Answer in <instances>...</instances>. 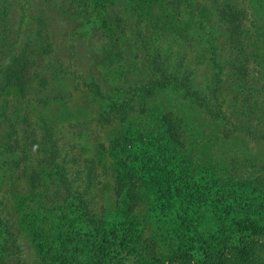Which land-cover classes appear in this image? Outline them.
I'll return each instance as SVG.
<instances>
[{
    "label": "trees",
    "instance_id": "16d2710c",
    "mask_svg": "<svg viewBox=\"0 0 264 264\" xmlns=\"http://www.w3.org/2000/svg\"><path fill=\"white\" fill-rule=\"evenodd\" d=\"M113 1L122 0L106 3ZM257 1L249 7L247 0H205L218 22L211 29L198 23L204 35L195 42L201 48L195 62L171 59L157 42L161 25L154 20L151 37L135 30V38L117 39L115 54L107 53L98 61L100 72L87 76L85 87L99 99L93 120L96 115L113 145L109 151L121 145L111 135L116 126L124 128L121 138L128 143L111 159L117 178L112 200L106 192L97 196L88 175L82 184L69 175L68 150L60 145L64 125L48 126L43 118L29 123L19 107L8 113L17 98L37 101L35 79L39 83L43 73L35 57L48 56L51 35L42 20L24 30L22 19L12 23L6 17L8 4L0 8V123L7 127L0 137V167L26 170L31 189L45 187L52 176L42 199L48 210L61 213L49 219L41 206L25 211L19 205L14 225L1 216L0 264H25L20 240L32 249L34 264H55L49 258L58 256L80 264H264V156H237L219 143L230 136L264 141V15ZM118 16L113 19L123 21ZM201 63L211 73L199 82L195 69ZM53 68L55 76L61 73ZM225 89L232 94L228 100ZM212 123L220 125L217 132L207 131ZM30 148L38 156L31 158ZM177 210L184 218L178 227L158 215Z\"/></svg>",
    "mask_w": 264,
    "mask_h": 264
},
{
    "label": "rangeland",
    "instance_id": "374dc122",
    "mask_svg": "<svg viewBox=\"0 0 264 264\" xmlns=\"http://www.w3.org/2000/svg\"><path fill=\"white\" fill-rule=\"evenodd\" d=\"M166 1L171 0H151L149 4L139 3L136 0H122L113 1L112 5H108L107 0H0V8L7 7L6 4L9 5L10 12L6 17L10 18L12 23L22 19V29L25 30L26 26L39 27L36 22L42 20L51 35L48 56L38 54L35 57L38 62V70L43 73L39 83L35 79L34 90L38 95L37 101L31 100L32 96L30 95L25 99L22 98L23 100L17 98L18 104H15L14 100L13 108H9L8 113L15 112V109L19 107V113L23 114L29 123L33 124L38 121L39 124L38 119L43 118L48 126L61 128L64 125L65 130L62 129L59 135L60 145L68 150L65 154L70 163L68 164L69 175H75L76 183L80 184L84 182V176L88 175L93 178L92 181L96 183V194L99 198L103 197L106 192V196L112 200L110 192L117 178L114 176L115 168L111 159L118 150L127 148L128 143H123L121 138L124 128L116 126L111 135L114 139L118 138L121 145L119 148L116 147L109 151V147L112 148L113 145L108 142L107 135H103V131L99 130L96 115L93 120L99 99L93 97L90 90L85 87L87 76H94L100 72L98 61L105 59L107 53L115 54L113 47H115L117 39L122 36L135 38V30L143 33L146 37H151L154 20H157L161 25V29L156 33L159 35L157 42H161V47L167 49L171 59L179 60L185 56L187 63L195 62L196 53L201 51V48L195 45L199 39L198 36L204 35L203 31H199L198 23L207 27L210 25L209 29L217 25L218 13L215 9L212 10L204 6L205 0H183V3L187 5L180 4V6L175 0L177 6L168 5L172 9L164 5ZM257 2L264 15V0ZM247 3L249 7H256V0H247ZM115 15H119V19H123V21L113 19ZM15 47L20 46L16 45ZM140 58L142 59V56ZM48 61H51V67H43ZM58 66L61 73L58 72V75L55 76L53 67ZM198 66L195 69V79L199 82L203 80V77L208 79L211 71L206 63L198 64ZM42 82L43 87L41 86ZM224 94L226 100L232 96V94L228 95L226 89ZM58 95L64 97V103L61 102L62 100H57ZM222 95L223 93L220 92L218 96L222 98ZM162 98L170 99V104L173 102L172 96L166 97L165 95ZM38 99L47 101L43 103ZM149 102L154 103L155 100L150 99ZM228 105L227 103L225 107ZM230 105L232 106L231 100ZM101 123L105 124L106 122ZM224 126L228 127L225 123ZM219 128L220 125L212 123L207 131L217 132ZM6 129V125L0 123V137H3ZM38 130L37 126L33 125L34 138L40 142ZM69 143L73 144L72 148H69ZM219 143L222 151H232L237 156L245 158L264 156V141L250 143L247 139L230 136L226 140H219ZM30 151L31 158L38 156L32 148ZM71 153L75 158L71 156ZM243 153L245 154L243 155ZM25 171L20 167L17 169L9 167L8 171H3L0 167V217L5 215L14 225L15 213L19 205H23L25 211L28 210L27 207L41 206L40 213L49 215V219L59 216L60 212L48 210V205L42 199L54 184L53 177H46L45 187L40 188L37 185L31 189L27 183V177H23ZM137 199L139 202L143 200L141 196H137ZM99 201L101 200H96L94 205L99 206ZM182 211L184 212L183 209ZM158 215L164 222L170 221L177 227L182 224L181 221H184L181 210H177V213L172 212L170 216L167 212ZM260 239L264 248V234ZM20 243L21 261L25 264H34L31 256L32 249L29 248L27 241L20 240ZM57 258L51 257L49 260L51 263L56 261L55 264H80L78 259L69 257L66 259L64 256V262L61 256Z\"/></svg>",
    "mask_w": 264,
    "mask_h": 264
}]
</instances>
